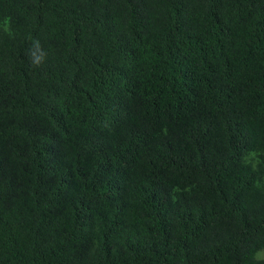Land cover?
<instances>
[{"label": "trees", "instance_id": "16d2710c", "mask_svg": "<svg viewBox=\"0 0 264 264\" xmlns=\"http://www.w3.org/2000/svg\"><path fill=\"white\" fill-rule=\"evenodd\" d=\"M0 264H264V0H0Z\"/></svg>", "mask_w": 264, "mask_h": 264}]
</instances>
